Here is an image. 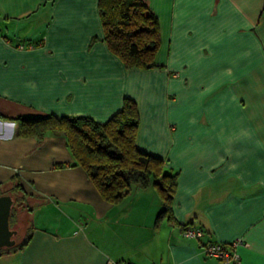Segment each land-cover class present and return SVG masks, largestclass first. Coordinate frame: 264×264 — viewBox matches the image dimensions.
Wrapping results in <instances>:
<instances>
[{
    "label": "crops",
    "instance_id": "crops-1",
    "mask_svg": "<svg viewBox=\"0 0 264 264\" xmlns=\"http://www.w3.org/2000/svg\"><path fill=\"white\" fill-rule=\"evenodd\" d=\"M98 1L0 0V195L20 181L34 227L0 264H221L202 244L237 239L239 264H264V0H144L160 27L151 69L108 48ZM126 97L137 146L178 173L173 220L157 223L156 187L107 201L64 135L17 136L10 119L106 122Z\"/></svg>",
    "mask_w": 264,
    "mask_h": 264
},
{
    "label": "trees",
    "instance_id": "trees-1",
    "mask_svg": "<svg viewBox=\"0 0 264 264\" xmlns=\"http://www.w3.org/2000/svg\"><path fill=\"white\" fill-rule=\"evenodd\" d=\"M98 7L104 41L125 67H157L156 55L161 44L160 27L157 16L148 4L144 0H99ZM10 119L17 123V136L35 137L39 142L48 133L64 135L76 164L86 170L107 201L119 202L132 186L142 189L156 187L163 199L157 223L164 218L173 220L172 203L178 173L166 171L162 158L137 146L140 114L134 99L124 98L122 109L106 122L90 116L53 114L33 117L19 115ZM4 194L14 198L10 226L18 230V234L15 237L16 244L1 249L0 256L21 251L30 242L34 232L30 221L26 230L16 226L22 210L31 211L29 204L27 208L21 205L28 201L20 181L1 195ZM204 231L207 236L208 231ZM204 238L197 241L201 242ZM207 242L202 244L203 248Z\"/></svg>",
    "mask_w": 264,
    "mask_h": 264
},
{
    "label": "built area",
    "instance_id": "built-area-1",
    "mask_svg": "<svg viewBox=\"0 0 264 264\" xmlns=\"http://www.w3.org/2000/svg\"><path fill=\"white\" fill-rule=\"evenodd\" d=\"M182 234L184 237L194 240H200L206 236L204 229L187 225L183 227ZM245 244L242 239H237L229 243L209 241L204 247V251L208 257L218 259L221 264H239L240 255L238 247ZM106 264H129L125 261L108 260Z\"/></svg>",
    "mask_w": 264,
    "mask_h": 264
},
{
    "label": "water",
    "instance_id": "water-1",
    "mask_svg": "<svg viewBox=\"0 0 264 264\" xmlns=\"http://www.w3.org/2000/svg\"><path fill=\"white\" fill-rule=\"evenodd\" d=\"M14 198L9 194L0 195V250L16 244L18 230L11 228L10 217Z\"/></svg>",
    "mask_w": 264,
    "mask_h": 264
},
{
    "label": "rangeland",
    "instance_id": "rangeland-1",
    "mask_svg": "<svg viewBox=\"0 0 264 264\" xmlns=\"http://www.w3.org/2000/svg\"><path fill=\"white\" fill-rule=\"evenodd\" d=\"M21 205H24L25 208L28 207V203H22ZM20 212V211H19ZM23 213H21L18 217V225H16L18 227V229H27L29 226V218L27 213V209L22 210Z\"/></svg>",
    "mask_w": 264,
    "mask_h": 264
}]
</instances>
